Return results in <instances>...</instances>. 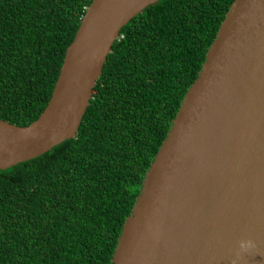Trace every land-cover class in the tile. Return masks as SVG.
<instances>
[{
  "label": "trees",
  "instance_id": "16d2710c",
  "mask_svg": "<svg viewBox=\"0 0 264 264\" xmlns=\"http://www.w3.org/2000/svg\"><path fill=\"white\" fill-rule=\"evenodd\" d=\"M91 1L0 0V119L38 117ZM232 1L158 0L120 28L75 137L0 169V264H110Z\"/></svg>",
  "mask_w": 264,
  "mask_h": 264
},
{
  "label": "water",
  "instance_id": "95a60500",
  "mask_svg": "<svg viewBox=\"0 0 264 264\" xmlns=\"http://www.w3.org/2000/svg\"><path fill=\"white\" fill-rule=\"evenodd\" d=\"M157 1H91L38 117L0 119V169L75 137L120 28ZM110 264H264V0L231 2Z\"/></svg>",
  "mask_w": 264,
  "mask_h": 264
},
{
  "label": "clouds",
  "instance_id": "9594fccd",
  "mask_svg": "<svg viewBox=\"0 0 264 264\" xmlns=\"http://www.w3.org/2000/svg\"><path fill=\"white\" fill-rule=\"evenodd\" d=\"M254 245H253V242L252 241H243V242H241V244H240V247H241V249H246V248H250V247H253Z\"/></svg>",
  "mask_w": 264,
  "mask_h": 264
}]
</instances>
